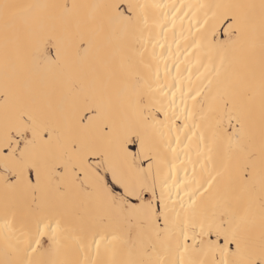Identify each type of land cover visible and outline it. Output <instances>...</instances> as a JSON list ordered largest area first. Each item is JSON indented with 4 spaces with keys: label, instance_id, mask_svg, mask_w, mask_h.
I'll return each instance as SVG.
<instances>
[{
    "label": "snow or ice",
    "instance_id": "obj_1",
    "mask_svg": "<svg viewBox=\"0 0 264 264\" xmlns=\"http://www.w3.org/2000/svg\"><path fill=\"white\" fill-rule=\"evenodd\" d=\"M0 264H264V0H0Z\"/></svg>",
    "mask_w": 264,
    "mask_h": 264
},
{
    "label": "bare ground",
    "instance_id": "obj_2",
    "mask_svg": "<svg viewBox=\"0 0 264 264\" xmlns=\"http://www.w3.org/2000/svg\"><path fill=\"white\" fill-rule=\"evenodd\" d=\"M155 2L161 3V4H171V3L179 4L181 2V0H155ZM182 2L185 3V4H197V3L212 2V0H182ZM187 25H188V20L185 19V21H184L185 28H187ZM177 31H179V21H177ZM174 71L175 70L173 68V72Z\"/></svg>",
    "mask_w": 264,
    "mask_h": 264
}]
</instances>
